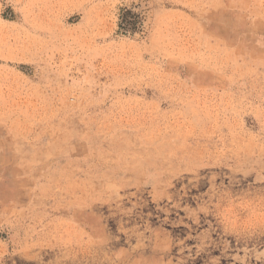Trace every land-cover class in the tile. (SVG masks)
<instances>
[{
  "label": "rangeland",
  "instance_id": "374dc122",
  "mask_svg": "<svg viewBox=\"0 0 264 264\" xmlns=\"http://www.w3.org/2000/svg\"><path fill=\"white\" fill-rule=\"evenodd\" d=\"M0 264H264V0H0Z\"/></svg>",
  "mask_w": 264,
  "mask_h": 264
},
{
  "label": "bare ground",
  "instance_id": "6f19581e",
  "mask_svg": "<svg viewBox=\"0 0 264 264\" xmlns=\"http://www.w3.org/2000/svg\"><path fill=\"white\" fill-rule=\"evenodd\" d=\"M51 145V144H50ZM154 148V147H153ZM54 154V153H53ZM139 156V155H138ZM44 158V157H43ZM111 180V179H110ZM99 187H100V185H99ZM115 187V186H114ZM118 187V186H117ZM119 188V187H118ZM106 189V188H105ZM109 189V188H108Z\"/></svg>",
  "mask_w": 264,
  "mask_h": 264
}]
</instances>
